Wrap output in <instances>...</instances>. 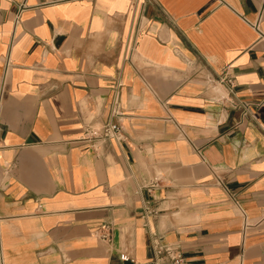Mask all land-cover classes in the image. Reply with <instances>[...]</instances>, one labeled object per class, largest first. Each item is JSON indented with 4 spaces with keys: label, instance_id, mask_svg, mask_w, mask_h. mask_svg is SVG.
I'll return each mask as SVG.
<instances>
[{
    "label": "crops",
    "instance_id": "crops-1",
    "mask_svg": "<svg viewBox=\"0 0 264 264\" xmlns=\"http://www.w3.org/2000/svg\"><path fill=\"white\" fill-rule=\"evenodd\" d=\"M158 246L264 264V0H0V264Z\"/></svg>",
    "mask_w": 264,
    "mask_h": 264
},
{
    "label": "built area",
    "instance_id": "built-area-1",
    "mask_svg": "<svg viewBox=\"0 0 264 264\" xmlns=\"http://www.w3.org/2000/svg\"><path fill=\"white\" fill-rule=\"evenodd\" d=\"M263 19V14L260 13L258 18L255 20L254 23H252V26L254 27V29L261 33V22ZM19 18H16V22H18ZM11 68V63L9 62V60L7 61L6 67H5V76L7 75V73L9 72V69ZM218 82L221 84H227L228 87L233 90L234 88V80L233 78H231L229 76V74L227 72H223V74L219 77ZM115 114H120L118 107L114 110ZM96 133L97 137H99L100 139H122L123 138V131L121 126H118L116 124H111V123H107L105 124L100 132H94L92 133L93 135ZM243 216L245 219V227L247 225V217L245 215L244 212ZM168 257L171 262H174L175 264L178 263V259L174 256V254L172 253V250L170 248L167 247H163V246H158L157 250H156V258L151 262V263H147V264H166V262L164 261V258ZM123 260H127L128 258L126 256H122Z\"/></svg>",
    "mask_w": 264,
    "mask_h": 264
}]
</instances>
